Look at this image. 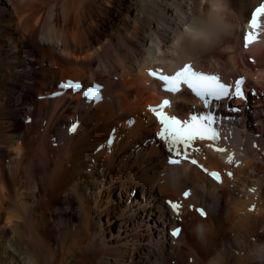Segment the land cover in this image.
<instances>
[{
	"label": "bare ground",
	"instance_id": "6f19581e",
	"mask_svg": "<svg viewBox=\"0 0 264 264\" xmlns=\"http://www.w3.org/2000/svg\"><path fill=\"white\" fill-rule=\"evenodd\" d=\"M257 2L227 0L231 36L213 49L186 45L187 61L217 69L228 81L264 79V39L249 51L241 40ZM9 3L6 12L0 0V264H252L248 249L264 243V111L250 114L246 104L224 112L235 128L224 153L194 144L199 152L192 156L224 173L217 184L196 166L167 164L161 126L146 109L162 96L146 69L172 73L183 64L168 53L162 59L159 49L185 25L204 19L208 4ZM66 78L101 82L104 101L86 105L80 93L38 99ZM197 104L184 90L170 110L185 116ZM115 128L113 146L97 152ZM188 187L192 195L184 200ZM134 189L144 202L130 196ZM169 202L182 205L178 214ZM190 203L207 206V215ZM178 223L183 228L175 240L168 231Z\"/></svg>",
	"mask_w": 264,
	"mask_h": 264
},
{
	"label": "snow or ice",
	"instance_id": "6c2138e0",
	"mask_svg": "<svg viewBox=\"0 0 264 264\" xmlns=\"http://www.w3.org/2000/svg\"><path fill=\"white\" fill-rule=\"evenodd\" d=\"M261 18H264V3H261L251 13V17L247 22V27L251 31L244 36V48L248 49L250 45L257 41L259 31L262 28ZM148 75L157 80L162 85V91L168 94H178L182 87L190 90L197 98H199L206 109V112L201 114H193L187 120H181L175 115H167L166 109L171 107V101L164 99L156 108L150 109L155 119L159 123L160 131L158 137L167 146L169 153L168 163L170 166L180 165L183 162H188L192 165L198 166L196 159L192 158L193 152H199V149L194 148L196 142H206L210 146H215L221 138L219 130V121L221 117L211 110V105L214 102H219L224 99H242L246 100L242 89L244 84L243 79H238L235 82V88L230 91L229 86L221 82L217 75L203 74L194 71L192 65L185 63L182 68L176 71L173 75H165L161 70L149 71ZM61 91H72L76 93L81 90L82 84L80 82H73L71 80L62 82L59 85ZM101 89L98 85L88 87L82 92V96L86 101L99 102L101 101ZM56 93L55 95H59ZM231 112H237L238 109H229ZM75 130V127L71 129ZM112 140H108V144H112ZM218 153H224L226 149L213 147L212 149ZM233 159L231 156L226 163L231 164ZM203 170V169H202ZM210 178L219 182L220 175L216 172L208 173ZM231 175V173H229ZM188 192L184 193L187 197ZM170 208L174 214H178L182 205L178 202H169ZM197 213L203 218L206 212L203 209H197ZM173 238L180 235V229H175L171 233Z\"/></svg>",
	"mask_w": 264,
	"mask_h": 264
},
{
	"label": "clouds",
	"instance_id": "9594fccd",
	"mask_svg": "<svg viewBox=\"0 0 264 264\" xmlns=\"http://www.w3.org/2000/svg\"><path fill=\"white\" fill-rule=\"evenodd\" d=\"M208 4V11L201 21L187 24L183 30L174 33L167 48L161 46L159 56L171 55L177 65L192 59L186 45H198L201 48L213 49L221 45L231 36L232 25L227 19V0H202ZM254 52L255 49L253 48ZM203 231V230H202ZM248 257L252 264H264V243L256 244L248 249Z\"/></svg>",
	"mask_w": 264,
	"mask_h": 264
},
{
	"label": "rangeland",
	"instance_id": "374dc122",
	"mask_svg": "<svg viewBox=\"0 0 264 264\" xmlns=\"http://www.w3.org/2000/svg\"><path fill=\"white\" fill-rule=\"evenodd\" d=\"M2 2L4 3V5L6 7L5 10L6 9H11L12 10V8H11L12 6L10 5L9 0H2ZM2 10H4V8ZM7 11L8 10H6V12ZM248 61H249V59H248ZM247 79H248L247 82H250L249 83L250 87H254L258 91V96L257 97H252L251 94H248L249 95L248 107L251 109L249 111V113L252 114L254 112H259L260 114H262V112L264 111V91H263L264 90V86H263L264 85V79H261V78L258 79V78H255V77H252V78L249 79L248 76H247ZM260 80L263 81L262 82V86L263 87H259L258 86L259 84H261V83H258ZM32 96H34V93H33ZM38 99H39V96H38ZM262 116H263V114H262ZM25 119H26L25 116L21 117V120L22 121L24 120V122L26 121ZM253 124H255V122L251 123V126H253ZM62 128H63V126H62ZM22 130L26 132V127H24V124L22 125ZM261 156L264 158V152L261 154ZM132 193H133V195L131 194L130 196H137V198L140 199L141 202H144L145 199H142L141 194H140V192L137 189H134ZM115 229H116V227H114V230ZM168 232H170V229H169Z\"/></svg>",
	"mask_w": 264,
	"mask_h": 264
}]
</instances>
